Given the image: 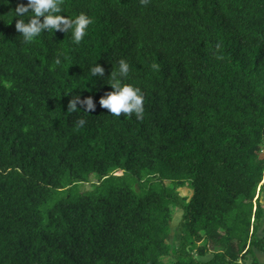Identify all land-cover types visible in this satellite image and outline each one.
<instances>
[{
  "label": "trees",
  "instance_id": "trees-1",
  "mask_svg": "<svg viewBox=\"0 0 264 264\" xmlns=\"http://www.w3.org/2000/svg\"><path fill=\"white\" fill-rule=\"evenodd\" d=\"M57 2L79 44L0 0V264H264V0ZM121 59L142 119L100 104Z\"/></svg>",
  "mask_w": 264,
  "mask_h": 264
},
{
  "label": "clouds",
  "instance_id": "clouds-1",
  "mask_svg": "<svg viewBox=\"0 0 264 264\" xmlns=\"http://www.w3.org/2000/svg\"><path fill=\"white\" fill-rule=\"evenodd\" d=\"M15 12L18 18L16 29L23 36L24 43H31L41 32L51 30H55V32L57 30L68 31L71 28L72 39L79 44L86 35L87 27L92 23L91 17L84 12L77 15L74 20H69L62 14L61 5L57 0H28L27 4H18ZM29 13L31 15H28L26 20L23 19ZM41 17H43V20H41ZM220 47L221 45L217 43L216 48L219 49ZM56 63L59 64L60 60L57 59ZM89 71L93 77L97 75L103 77L105 75V68L99 63L90 67ZM129 71V63L121 59L118 66V77L114 75V71L111 74V77H113L111 83L113 90L100 98V104L114 116H121V113H124L127 118L134 113L137 119H142L144 113V94L142 90L130 83L123 82L128 77ZM77 101L86 105V112L96 106L91 97L83 101L79 97L75 101L72 100L70 109L78 108ZM79 123L83 125L85 121L80 120Z\"/></svg>",
  "mask_w": 264,
  "mask_h": 264
},
{
  "label": "rangeland",
  "instance_id": "rangeland-1",
  "mask_svg": "<svg viewBox=\"0 0 264 264\" xmlns=\"http://www.w3.org/2000/svg\"><path fill=\"white\" fill-rule=\"evenodd\" d=\"M263 154H264V149H263ZM120 171H118L117 173H119ZM91 179L92 181H95L96 180V177L94 175L91 176ZM90 186L89 183H85L83 184V188L84 189H88ZM181 192L183 194L187 193L189 191V187L187 186H184V187H181L180 188ZM181 215H182V212L181 210H177L174 212V215H173V220H172V224H171V234H170V237H169V241L172 242L173 239H174V235H175V228L177 226V224L180 222V219H181ZM203 242V240L200 241V243ZM212 247V246H211ZM217 248V247H216ZM214 252L213 250H210L208 253H206L205 255H201L200 258L203 259V260H208L210 259L212 256H213ZM259 254V257L261 259V261H264V253H261V252H258ZM164 259H167L166 257H164Z\"/></svg>",
  "mask_w": 264,
  "mask_h": 264
}]
</instances>
